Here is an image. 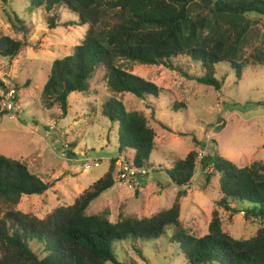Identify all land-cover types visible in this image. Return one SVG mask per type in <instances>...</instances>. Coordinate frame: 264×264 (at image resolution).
I'll return each mask as SVG.
<instances>
[{
    "label": "trees",
    "instance_id": "trees-1",
    "mask_svg": "<svg viewBox=\"0 0 264 264\" xmlns=\"http://www.w3.org/2000/svg\"><path fill=\"white\" fill-rule=\"evenodd\" d=\"M39 8L49 29L75 23L86 26L81 42L53 60L39 95L43 110L58 109L62 116L70 108L69 95L87 93L98 70L112 93H130L150 105L161 88L128 69L132 63L173 69L175 58L188 56L203 72L194 79L220 91L224 79L216 78V67L227 63L240 78V60L253 37L252 27L264 20V0H29V10ZM65 11L75 18L61 24ZM12 25L22 38L0 35V56L9 59L31 44L27 25L16 13ZM251 57L264 65V38ZM0 86L8 88L2 82ZM6 114L0 106V117ZM106 115L116 124L119 154L131 152L137 167H150L155 132L145 113L128 111L117 101ZM197 159L198 151L192 150L172 165L167 173L174 185L182 188L191 183ZM116 160H110L104 175L72 205H59L40 218L16 206L23 196L44 194L49 183L20 160L0 153V264H124L112 251L114 243L128 237L157 239L168 227L173 228L168 242L183 253L188 264H264L263 161L238 167L215 149L199 161L211 169L206 182L219 175V209L231 217L242 213L259 220L255 234L245 238L228 232L218 210L212 213L207 233L187 232L180 221L183 190L177 192L171 207L148 217L123 213L111 220L105 210L88 213L92 201L114 186Z\"/></svg>",
    "mask_w": 264,
    "mask_h": 264
},
{
    "label": "rangeland",
    "instance_id": "rangeland-1",
    "mask_svg": "<svg viewBox=\"0 0 264 264\" xmlns=\"http://www.w3.org/2000/svg\"><path fill=\"white\" fill-rule=\"evenodd\" d=\"M13 13L26 23V38L31 44L13 59L0 56V82L15 87L18 99L15 117H0V153L20 160L50 185L42 195L23 196L17 210L42 218L59 205H72L104 175L110 160L117 158L114 186L92 201L88 213L105 210L111 220L123 213L148 217L171 207L177 192L183 190L180 221L187 232L195 236L207 233L212 213L218 210L231 235L248 238L255 234L259 220L247 219L242 213L231 217L217 207L219 175L206 182L205 175L211 169L201 165L199 154L204 158L215 149L238 167L264 162V65L251 57L253 48L264 38V20L252 27L253 37L240 60V78L227 63L216 67V78L224 79L220 91L194 79L203 72L188 56L175 58L173 69L132 63L128 69L161 88L158 97L151 98V106L130 93H112L98 70L87 93L69 95L70 108L62 116L58 109L43 110L39 95L53 60L81 42L86 26L75 23L49 29L43 10H29V0H0V35L22 38L12 25ZM74 18L65 11L59 22ZM117 101L128 111H143L155 132L148 173L132 187L117 178L119 157H132L131 152L119 154L116 124L106 115ZM219 125L222 127L217 131ZM192 150L198 151L194 177L188 186L179 188L167 171ZM93 160L99 165L85 169ZM172 232L168 227L157 239L135 241L128 237L114 243L112 251L124 264H188L183 253L168 242Z\"/></svg>",
    "mask_w": 264,
    "mask_h": 264
},
{
    "label": "built area",
    "instance_id": "built-area-1",
    "mask_svg": "<svg viewBox=\"0 0 264 264\" xmlns=\"http://www.w3.org/2000/svg\"><path fill=\"white\" fill-rule=\"evenodd\" d=\"M0 106L1 109L6 110L8 114H10V118L15 117V113L18 109V102H15L17 98V90L14 87H2L0 86ZM200 158L199 161L203 157V153L199 154ZM99 163L97 160H93L88 164L84 165V168L90 169L92 167L98 166ZM147 167H137L133 160H126L125 157H119V167H118V174L117 178L123 184H127L128 187H132L134 184H137V179L142 177L148 173Z\"/></svg>",
    "mask_w": 264,
    "mask_h": 264
}]
</instances>
